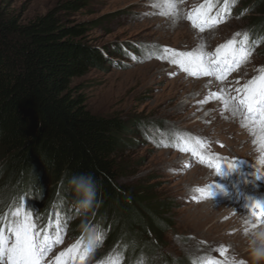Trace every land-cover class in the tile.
Returning a JSON list of instances; mask_svg holds the SVG:
<instances>
[{
    "label": "rangeland",
    "instance_id": "rangeland-1",
    "mask_svg": "<svg viewBox=\"0 0 264 264\" xmlns=\"http://www.w3.org/2000/svg\"><path fill=\"white\" fill-rule=\"evenodd\" d=\"M5 1L28 22L70 0ZM82 2L70 19L85 24V42L104 50L106 59L72 86L94 114L130 123L133 145L117 155L119 183L150 200L157 219L166 222L157 234L161 244L153 254L127 253L120 245L128 238L113 234L116 217L95 214L69 192L63 197L51 179H32L29 188L8 179L0 162V264H264L257 258L264 253V233L248 242L240 227L244 214L264 226V210L255 211L240 191L221 188L237 197L232 202L231 192L226 196L228 208L239 207L231 232L216 226L227 219L222 213L206 224L190 216L221 199L211 191L232 179L217 176L208 168L213 163L231 162L244 188L264 192V181L253 187L256 173L264 177V155L239 133H222L220 117L206 121L215 112L205 107L210 98L191 104L201 90L196 83L208 79L222 111L228 103L263 132L264 100L258 114L242 112L238 103L252 90L264 98V0ZM223 72L228 74L219 77Z\"/></svg>",
    "mask_w": 264,
    "mask_h": 264
},
{
    "label": "trees",
    "instance_id": "trees-1",
    "mask_svg": "<svg viewBox=\"0 0 264 264\" xmlns=\"http://www.w3.org/2000/svg\"><path fill=\"white\" fill-rule=\"evenodd\" d=\"M83 5L59 3L24 22L0 0L1 168L27 188L32 179H51L63 197L69 192L95 214L116 217L113 234L128 238L120 245L127 253L153 254L166 222L150 200L119 183L117 155L133 145L131 125L94 114L72 86L106 59L104 50L85 42V24L70 19Z\"/></svg>",
    "mask_w": 264,
    "mask_h": 264
},
{
    "label": "bare ground",
    "instance_id": "bare-ground-1",
    "mask_svg": "<svg viewBox=\"0 0 264 264\" xmlns=\"http://www.w3.org/2000/svg\"><path fill=\"white\" fill-rule=\"evenodd\" d=\"M207 53H209V52H207ZM200 73H201V71L199 72V74ZM204 74H207V72L205 71ZM198 87L201 90H200L198 96L193 98L191 104L195 105L203 97H208V98H210V100H209L210 102L205 107L210 106L215 110V112L210 117H208L206 121H208L210 118H213L216 116L220 117L219 123H218L219 125L218 124L217 125L219 126L222 133L230 134V135L235 134V133H239L240 136L245 137L244 139L246 142L251 143L253 148H255V151H257L260 155H264V129L262 130L263 132H258L257 126L254 123H251L249 120L245 119L243 117L244 115L239 114L235 110V107H232L228 103H226V107H225L224 111H222L223 110L222 106L224 104L223 101H221V99L220 100L218 99V102H213V101H216V99L214 97L217 95V92H215V90L213 88L214 84H212V82L210 80L204 79L203 81L196 83V88H198ZM227 96H229V95H227ZM228 101H229V99H228ZM213 115H215V116H213ZM201 120L203 121L204 119H201ZM202 121H200V122H202ZM203 160H204L205 164L211 163L209 161V158H203ZM260 162H261V164L264 163V156ZM208 168H213L214 170H216L217 172L215 174H217V176H219L220 178H223V176L225 174L226 175L228 174L232 177V179H231V181L221 183L220 185L216 186L215 190L211 191L212 195L216 196V194H218V196L221 199H219L218 201L211 200V201L205 202L202 205V207L197 209L198 211L197 210L193 211L190 214V216L197 217L199 219H205L204 221H201V223L206 224L210 221V219H214V217H216L222 213L221 218L226 217L227 219L224 220L222 223L216 225V226H218L222 231H225V233L231 232L232 227H234V225L236 224V217L233 216V213L235 211H237L239 209V207H237L235 210H233L232 208H228V203H226V200H227L226 196L228 195L229 192H231V190L228 191V193L226 191H221V188H224V187H229L230 189H232V191H240L242 193L240 198H243L247 202L252 204L254 206V208H256L255 211L258 212L260 209L264 210V192H262V193L258 192L260 190V188L258 191H256L253 188L252 189L244 188L243 185H245L244 183L246 181L244 180V183H243V180H242L243 178L242 179L240 178L241 180L238 178L239 174H238V171H236L234 169V164L229 162L225 166L220 167V165H216L215 163H213L212 167H208ZM262 168H260V170ZM200 174L202 175V173H200ZM195 175H198V172H196ZM211 179H212V177L210 179H208L207 181H211ZM254 179L256 182H254L253 187H255L256 185H261L262 183L259 184L258 183L259 181H264V177L260 173H256V177ZM204 181L206 182V180H204ZM261 190H262V188H261ZM207 192L209 193L210 191H207ZM231 196L232 197H228V200L233 202V200H232V198H233L236 202L237 197H235L234 194H232V192H231ZM238 201H240V199H238ZM240 207H242V206H240ZM253 211H254V209H253ZM248 213L251 214V212H249V211H248ZM262 221H263V219H262ZM240 227L244 228V230L247 231V241L248 242L251 241L250 237L256 235L257 233H261V234L264 233V226L263 225H257L255 223V221L253 219H251V217H249L247 214H244L241 216ZM247 241L244 240L242 242V244L246 243ZM236 245H238V244H236ZM261 250H263V249H261ZM257 258L264 260V253H260ZM223 264H228V263L223 262Z\"/></svg>",
    "mask_w": 264,
    "mask_h": 264
}]
</instances>
